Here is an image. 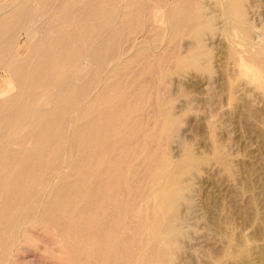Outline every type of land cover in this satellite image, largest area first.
<instances>
[{
  "label": "bare ground",
  "instance_id": "6f19581e",
  "mask_svg": "<svg viewBox=\"0 0 264 264\" xmlns=\"http://www.w3.org/2000/svg\"><path fill=\"white\" fill-rule=\"evenodd\" d=\"M245 10L225 5L248 34ZM213 28L203 0H0V240L46 223L79 231L93 263L176 264L186 181L204 161L150 150H166L181 119L148 83L169 61L177 73L207 69Z\"/></svg>",
  "mask_w": 264,
  "mask_h": 264
},
{
  "label": "rangeland",
  "instance_id": "374dc122",
  "mask_svg": "<svg viewBox=\"0 0 264 264\" xmlns=\"http://www.w3.org/2000/svg\"><path fill=\"white\" fill-rule=\"evenodd\" d=\"M203 2L214 18L213 30L204 36L210 68L177 73L173 72L174 62L169 61L161 69L164 73L170 68L168 81L158 69L155 84L148 83L149 88L157 87L160 94L171 97L181 119L178 135L167 149L157 144L149 146L150 150L158 156L168 151L175 159L191 152L204 161L186 181L189 201L181 205L186 236L181 243L183 251L175 260L176 264H264V87L258 86L264 79V61L258 60L264 56V0H244L248 34H243L226 13L227 0ZM192 42L193 38L183 37V50ZM241 58L247 60L249 76L238 63ZM5 76L7 72L0 68V85ZM143 169L142 163L139 174ZM28 226L30 230L23 227L27 232L21 230L17 237L24 236V240H0L1 264L104 262L97 259L93 263L85 256L87 239L80 240L79 231L68 235L46 223ZM0 230L7 235V229ZM79 244L82 248L75 253ZM7 251L10 257L4 256ZM110 263L120 264L115 260Z\"/></svg>",
  "mask_w": 264,
  "mask_h": 264
}]
</instances>
